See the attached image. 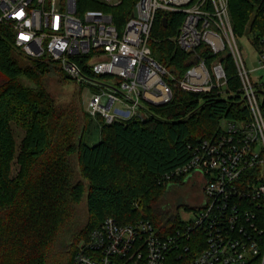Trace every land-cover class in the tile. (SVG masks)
<instances>
[{
    "label": "built area",
    "instance_id": "2783aa9c",
    "mask_svg": "<svg viewBox=\"0 0 264 264\" xmlns=\"http://www.w3.org/2000/svg\"><path fill=\"white\" fill-rule=\"evenodd\" d=\"M101 2L108 8L121 4ZM164 13L183 14L171 39L196 59L180 79L150 47L153 25ZM77 14L76 0H0V25L11 32L19 51L34 60L58 62L77 83L93 89L87 99L92 118L107 124L144 120L147 103L166 104L172 98L166 78L188 92L224 94L228 77L221 58L227 55L250 116L246 124L226 122L215 138L200 140L188 161L162 177L202 175V202L193 208L194 220L163 234L148 219L122 225L107 217L78 244L73 264H264V221L258 220L264 212V79L251 78L229 0H138L121 31L109 11ZM253 45L259 64L254 70H264V39ZM198 47L203 50L197 52ZM208 55L213 58L209 64ZM82 61L95 76L114 81L87 79L80 72Z\"/></svg>",
    "mask_w": 264,
    "mask_h": 264
},
{
    "label": "trees",
    "instance_id": "16d2710c",
    "mask_svg": "<svg viewBox=\"0 0 264 264\" xmlns=\"http://www.w3.org/2000/svg\"><path fill=\"white\" fill-rule=\"evenodd\" d=\"M137 1L121 0L108 8L120 31ZM229 9L235 36L247 34L255 45L264 39V0H229ZM182 18L181 13L160 14L150 43L157 61L177 79L196 63L192 53L171 39ZM208 56L209 64L213 58ZM84 62L80 72L87 79L105 77L95 76ZM221 62L228 77L226 93L188 92L166 78L172 90L168 103H147L144 120L132 117L107 124L97 117L104 122L102 137L88 143L87 116L96 118L74 104H60L43 81L53 68L72 77L58 62L23 54L13 45L11 32L0 25V264H73L80 241H87L107 217L122 225L148 219L163 234L185 226L176 216L165 219L168 214L160 203L168 184L186 176L170 181L162 177L188 161L200 140L222 133L223 122H249L233 59L227 55ZM25 78L38 90L24 86L20 80ZM12 123L25 132L19 147ZM73 154L81 179H76ZM84 194L86 221L76 208ZM258 220L264 221V212Z\"/></svg>",
    "mask_w": 264,
    "mask_h": 264
},
{
    "label": "rangeland",
    "instance_id": "374dc122",
    "mask_svg": "<svg viewBox=\"0 0 264 264\" xmlns=\"http://www.w3.org/2000/svg\"><path fill=\"white\" fill-rule=\"evenodd\" d=\"M81 10L77 14L82 17L84 12H89L93 10H103L105 12L108 11V7H105L102 4L101 0H79ZM124 24H122V27ZM238 44L240 47V51H242V56L244 58L245 64L249 71H251V78L253 79H264V70H254L259 67L257 63L258 53L256 48L254 47L251 36L247 34L237 35ZM64 72V70H62ZM66 76H70L66 73ZM99 81L102 84L110 85L114 80L109 77H97L95 81ZM21 83L30 88H34L38 90V88L30 82L29 80L21 79ZM44 85L47 88V91L62 105L68 106L74 104L78 107V109H85L87 112V103L88 97L90 96V87L85 86L83 83L79 84L73 78H65L64 75L56 68H53L50 74H47L44 77ZM88 114V112H87ZM88 120V131L86 133V142L93 143L98 141L100 137H102V130L104 122L101 119L92 120L87 116ZM226 122H223V126H225ZM12 131L14 132L16 144L19 147L20 141L23 139L25 132L23 129L16 125V123H12ZM71 162L76 171V179H81L79 167H78V157L76 154L71 155ZM18 166L16 164L13 165L12 174L15 175ZM204 180L202 179V175L200 173H194L192 175H187L182 182H171L168 184L167 188L163 192V198L160 203V210L163 214L168 217L176 216L177 219L182 223H187V221L194 220L195 218V210L194 207H197L202 202V193L201 186H203ZM77 213L81 220H87V199L84 194L79 203H77ZM171 219V218H170ZM102 224V223H101ZM81 242V241H80Z\"/></svg>",
    "mask_w": 264,
    "mask_h": 264
},
{
    "label": "water",
    "instance_id": "95a60500",
    "mask_svg": "<svg viewBox=\"0 0 264 264\" xmlns=\"http://www.w3.org/2000/svg\"><path fill=\"white\" fill-rule=\"evenodd\" d=\"M166 21H167V18L165 17L164 19H163V24L164 25H166ZM156 105H164L163 103H157Z\"/></svg>",
    "mask_w": 264,
    "mask_h": 264
},
{
    "label": "flooded vegetation",
    "instance_id": "af4514ba",
    "mask_svg": "<svg viewBox=\"0 0 264 264\" xmlns=\"http://www.w3.org/2000/svg\"><path fill=\"white\" fill-rule=\"evenodd\" d=\"M202 188H203V186H201V192H202Z\"/></svg>",
    "mask_w": 264,
    "mask_h": 264
},
{
    "label": "bare ground",
    "instance_id": "6f19581e",
    "mask_svg": "<svg viewBox=\"0 0 264 264\" xmlns=\"http://www.w3.org/2000/svg\"><path fill=\"white\" fill-rule=\"evenodd\" d=\"M158 99V98H157Z\"/></svg>",
    "mask_w": 264,
    "mask_h": 264
}]
</instances>
